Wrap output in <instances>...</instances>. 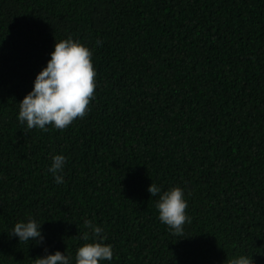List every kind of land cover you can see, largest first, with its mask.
Masks as SVG:
<instances>
[{"label":"trees","instance_id":"trees-1","mask_svg":"<svg viewBox=\"0 0 264 264\" xmlns=\"http://www.w3.org/2000/svg\"><path fill=\"white\" fill-rule=\"evenodd\" d=\"M68 37L92 53L89 111L29 130L18 104ZM152 182L183 189L184 238ZM29 219L43 243L9 235ZM85 219L100 264H264V0H0V264H75Z\"/></svg>","mask_w":264,"mask_h":264},{"label":"clouds","instance_id":"clouds-1","mask_svg":"<svg viewBox=\"0 0 264 264\" xmlns=\"http://www.w3.org/2000/svg\"><path fill=\"white\" fill-rule=\"evenodd\" d=\"M50 56L47 66L37 74L32 90L18 104V121L26 124L29 130L38 128L46 132L48 125L64 130L77 117H85L89 103L94 99L96 72L88 47L68 37L56 41ZM51 161L48 171L53 174L56 183H63V176L58 173H63L65 156L54 155ZM147 190L153 197L159 195L156 208L160 220L172 229L173 235L184 238L183 226L191 219L185 213L187 201L183 189L174 187L161 194V188L152 182ZM41 225L35 219L17 222L9 235L18 237L19 243L36 241L41 244L44 241ZM83 227L90 231H84L79 238L83 241L92 239L93 242L77 249L75 264H100L102 260H111L113 248L104 243L107 237L103 235V228L88 219L84 220ZM34 264H71V257L56 251L35 258ZM225 264H254V261L252 256L240 255L226 260Z\"/></svg>","mask_w":264,"mask_h":264}]
</instances>
